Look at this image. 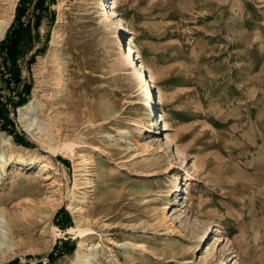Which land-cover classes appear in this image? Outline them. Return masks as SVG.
I'll return each mask as SVG.
<instances>
[{
    "label": "rangeland",
    "instance_id": "rangeland-1",
    "mask_svg": "<svg viewBox=\"0 0 264 264\" xmlns=\"http://www.w3.org/2000/svg\"><path fill=\"white\" fill-rule=\"evenodd\" d=\"M112 2L0 0V264H264V0Z\"/></svg>",
    "mask_w": 264,
    "mask_h": 264
},
{
    "label": "bare ground",
    "instance_id": "bare-ground-1",
    "mask_svg": "<svg viewBox=\"0 0 264 264\" xmlns=\"http://www.w3.org/2000/svg\"><path fill=\"white\" fill-rule=\"evenodd\" d=\"M113 5H112V8L114 9V10H112L111 11V15H112V20H111V22H112V25L116 28V29H118V30H120L121 28H124V19H123V17H122V15H121V13H119L118 12V10H116L117 9V0H113ZM4 31H5V29H4V26H2V27H0V36L1 35H3L4 34ZM120 46H122L121 44H119V47ZM132 61V60H131ZM139 72V75H140V78H141V81L142 82H144V85H143V89L145 90V95L146 96H148L149 95V84H148V81H147V79H146V76H144L143 74H142V72L141 71H138ZM150 96V95H149ZM30 105H31V102H28L27 104H25L24 106H22V107H20L19 109H18V111H19V113L20 114H24V112L28 109V107H30ZM151 110L148 112V116H151ZM150 121L152 122L151 123V125H153V118H151L150 119ZM30 125H31V123L29 124V126H27V127H30ZM40 132V131H39ZM60 149H62V150H67V151H72V149H73V145L72 144H69V143H65L64 145H62V147L60 148ZM24 151H26V150H24ZM7 154H5V152H3V151H1L0 152V163L1 162H3L4 160H5V156H6ZM12 156V153L9 155V157H11ZM21 160V159H20ZM23 161V160H22ZM25 163L24 162H21V164H19L18 166H16V167H14L12 170H11V174H12V178L13 179H15V178H17L19 175H21L22 174V170H23V165H24ZM1 165V164H0ZM38 167V169H39V171H43V170H46L47 169V165H45V164H41V165H38L37 166ZM89 174V173H88ZM90 175V174H89ZM89 180V183L91 182L90 180H91V178H89L88 179ZM179 189V183L176 185V189L174 190V191H176V190H178ZM181 189H182V187H181ZM74 208V211H73V213H77V212H80L79 210H82L81 208H77V207H73ZM80 222V220H78V224L77 225H75V229H77L76 231L79 233V235L81 236V237H84V235H85V230L84 229H82L81 228V222ZM77 223V222H76ZM5 225H6V221L3 219V218H1L0 219V247H5L8 251H10V250H12L13 248H12V246L9 244V243H7V244H5V242H7L6 241V237H7V229H6V227H5ZM4 228V229H3ZM210 232H211V230H210V228L209 227H206L204 230H203V236H205L206 235V233H208V235L210 234ZM85 244V242H84V239L82 238L81 240H80V242H79V246H78V248L76 249V251H75V256L77 257V259H80L81 260V264H91V261H92V259L93 258H95L96 257V255H97V253L95 252V248H99V247H101V243H99V242H90L89 244V248H88V250L86 251V252H81V249L79 248V247H81L82 245H84ZM7 253V252H6ZM96 260H98L99 259V257L98 258H95ZM100 260V259H99ZM101 261V260H100ZM109 261V260H108Z\"/></svg>",
    "mask_w": 264,
    "mask_h": 264
},
{
    "label": "trees",
    "instance_id": "trees-1",
    "mask_svg": "<svg viewBox=\"0 0 264 264\" xmlns=\"http://www.w3.org/2000/svg\"><path fill=\"white\" fill-rule=\"evenodd\" d=\"M19 16V15H18ZM16 23L8 30L6 37L0 43V52H2L10 65H15L16 58L19 55L20 43L22 40L23 30L25 29L23 23L16 18ZM14 67L11 69L13 70Z\"/></svg>",
    "mask_w": 264,
    "mask_h": 264
}]
</instances>
